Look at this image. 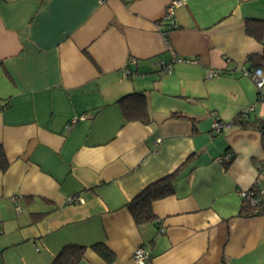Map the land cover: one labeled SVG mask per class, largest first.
Here are the masks:
<instances>
[{"label":"crops","instance_id":"0c3cea01","mask_svg":"<svg viewBox=\"0 0 264 264\" xmlns=\"http://www.w3.org/2000/svg\"><path fill=\"white\" fill-rule=\"evenodd\" d=\"M172 1L0 0V264H53L69 244L79 264H136L140 246L147 264H264V214L240 215L264 192V136L232 123L252 105L264 120L240 71L264 68L246 31L264 0H181L165 36ZM134 91L150 123L116 103ZM172 174L138 224L128 203Z\"/></svg>","mask_w":264,"mask_h":264},{"label":"trees","instance_id":"16d2710c","mask_svg":"<svg viewBox=\"0 0 264 264\" xmlns=\"http://www.w3.org/2000/svg\"><path fill=\"white\" fill-rule=\"evenodd\" d=\"M163 32L167 35L169 31L177 27L176 23L165 20ZM246 31L254 36L260 42H264V21L248 19L246 21ZM264 59V54L261 56ZM116 103L121 107L124 117L128 121H141L150 123L152 120L147 95L144 91L130 92L120 97ZM8 105L5 106V108ZM242 127L257 126L264 136V120L258 119L250 121L248 115L243 111L239 113L232 121ZM9 165L4 149L0 146V167L7 169ZM174 174L168 175L147 186L139 195L128 203V207L138 224H143L155 219L152 203L154 200L165 197L173 192ZM253 191V189H252ZM264 214V202L253 204L250 199H243V206L240 211L241 216L252 217ZM95 248L106 255L110 252L106 246L96 245ZM85 247L78 244H69L64 246L59 254L55 257L53 264H79L83 259Z\"/></svg>","mask_w":264,"mask_h":264},{"label":"built area","instance_id":"2783aa9c","mask_svg":"<svg viewBox=\"0 0 264 264\" xmlns=\"http://www.w3.org/2000/svg\"><path fill=\"white\" fill-rule=\"evenodd\" d=\"M181 4V0H173L167 7V11L164 17V20H168L171 21L173 24H175L174 21V11H175V7L179 6ZM163 34L165 36H167L164 32ZM166 69H170V65L166 66ZM240 71L241 74L247 77H250L253 79V81L255 82V85L259 91V99L264 101V68L263 67H256L254 69L245 67V66H241L240 67ZM222 71L221 70H217V69H210L209 70V75L210 76H216L218 74H220ZM129 72H124V75L127 76ZM253 109H255V106L252 105L248 108H246L243 113L248 115L250 113V111H252ZM87 116L86 115H82L80 117H74L71 121L72 124L76 123L78 120L80 119H85ZM223 126V123L216 121L214 123V128L215 130H220V128ZM221 161L223 162H228L230 160V155L229 154H225L220 158ZM243 197H246L247 199H251L253 204L256 203H260V202H264V192L263 191H259L258 194H256L254 191H245L243 192ZM71 202H76L79 201V197H71L69 199ZM151 256L150 253L146 250L145 247L140 246L136 249L135 253H134V261L136 264H147V262L150 260Z\"/></svg>","mask_w":264,"mask_h":264}]
</instances>
